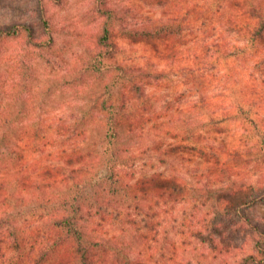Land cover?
<instances>
[{"label": "trees", "instance_id": "1", "mask_svg": "<svg viewBox=\"0 0 264 264\" xmlns=\"http://www.w3.org/2000/svg\"><path fill=\"white\" fill-rule=\"evenodd\" d=\"M92 10L99 32L68 64L64 114L24 131L19 93L0 89V264H264V226L246 214L264 203L250 93L264 80L216 95L206 64L264 77V0ZM23 33L40 44L12 24L0 56Z\"/></svg>", "mask_w": 264, "mask_h": 264}, {"label": "rangeland", "instance_id": "2", "mask_svg": "<svg viewBox=\"0 0 264 264\" xmlns=\"http://www.w3.org/2000/svg\"><path fill=\"white\" fill-rule=\"evenodd\" d=\"M119 1L126 5L129 0H113ZM150 10L152 8L146 6L143 13L146 16L163 13L160 9ZM44 17L50 18L51 26L44 23ZM16 23L31 26L35 40L40 41L35 45L23 33L2 42L0 89L19 93L16 108L21 112L18 120L25 131L31 124H49L53 115L67 111L70 93L64 78L68 64L77 60V54L90 43L94 33L99 32L100 21L92 10V0H0V28ZM139 48L141 52L146 51L144 47ZM206 64L216 95L239 96L242 90L248 91L254 78L259 76L264 80L259 73L245 67L229 70L224 64H214V57ZM257 83L259 90L250 88V93H256L253 96L257 108L264 112V82ZM246 214L258 218L264 226V203L248 208Z\"/></svg>", "mask_w": 264, "mask_h": 264}]
</instances>
